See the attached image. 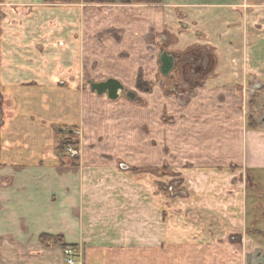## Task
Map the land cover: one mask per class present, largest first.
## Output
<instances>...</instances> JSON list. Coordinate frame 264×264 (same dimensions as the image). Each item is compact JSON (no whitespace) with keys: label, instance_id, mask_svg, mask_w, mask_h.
<instances>
[{"label":"crops","instance_id":"0c3cea01","mask_svg":"<svg viewBox=\"0 0 264 264\" xmlns=\"http://www.w3.org/2000/svg\"><path fill=\"white\" fill-rule=\"evenodd\" d=\"M78 6L0 0V264H66L67 246L82 264H250L245 242L263 233L244 227L245 191L264 178V0ZM146 32L156 54L144 61ZM82 64L136 92L140 73L156 93L196 85L164 102L171 123L156 136L189 207L156 196L142 120L128 116L138 108L84 86ZM69 137L77 161L59 152Z\"/></svg>","mask_w":264,"mask_h":264},{"label":"rangeland","instance_id":"374dc122","mask_svg":"<svg viewBox=\"0 0 264 264\" xmlns=\"http://www.w3.org/2000/svg\"><path fill=\"white\" fill-rule=\"evenodd\" d=\"M63 4L66 7H75L78 4L82 7L81 14L87 15L88 11L91 10L90 7L93 9L95 8H102L105 9V7H108L109 3H104L101 4L99 7H97L95 4L90 5L91 3H87V1L84 0H63ZM55 5L61 4L60 2H49ZM113 5H123L121 3V0H117L112 3ZM84 5V6H83ZM110 5V4H109ZM92 14V13H91ZM94 15V14H93ZM108 15H111L108 13ZM108 15H102V18L98 20L102 21V23L107 20H112ZM96 15H94L95 17ZM108 17V18H106ZM117 17V14H116ZM97 19V18H96ZM109 19V20H108ZM103 24H106L103 23ZM119 24V22H118ZM102 33V32H101ZM113 34L115 36H119L120 34L116 31L113 30ZM130 37L129 39H131ZM154 37L151 34H148L146 32L145 35V55L143 57L144 61L153 59L154 54H156V47L155 43H153ZM136 44L130 45L131 51L135 52ZM138 50V49H137ZM121 55L123 57H130L131 54L128 52H122ZM142 61V62H144ZM193 63V62H192ZM87 66L85 64H82V73H81V79H82V84L89 88L91 90V83H99L102 81H105V79H108L106 76H100L99 74H95L92 71L88 70L86 68ZM195 68L198 69V66L195 65ZM94 70V69H93ZM96 71V70H95ZM100 72H102L100 70ZM141 74V73H140ZM142 79H143V74H142ZM144 80V79H143ZM155 82L152 83V85L147 84L149 86V92H142V91H132L128 88L125 87V91L121 93V98H124L131 102L136 108L135 112H129L128 116L129 117H137L138 119H141L139 125L136 126V129L134 131L135 134H138V137L135 142L137 144V148L141 149V147L144 148L145 151V164L144 167L142 168V171H144L142 174H146L150 178V180L154 184V188L156 190V196H159L160 199H163L164 202L168 203H174L175 207H189L190 203L186 199L185 201L189 203L187 205L183 200L184 198H188L185 194L191 195L193 194V189L189 187L186 181V177L184 175L183 171H176L169 163L171 162V157H168L165 159L163 157V153L167 154L168 151L166 148H158V142H156V136L160 135L162 133V130L165 129V126L169 125L171 123L170 117L168 116V112L165 114L163 112V107H164V102L168 101L170 97H175L178 99H187L186 95H182L180 92H174L172 90L173 88L170 87L168 91L165 89L164 93H156V79L154 80ZM144 82V81H143ZM153 87V89H152ZM152 89V91H151ZM181 89H178L179 91ZM127 92H133L136 94L135 100H131L130 98L127 97ZM119 99V100H120ZM258 116L262 117L263 113L261 111H257ZM161 128V132H160ZM131 129V126L129 127ZM160 133V134H159ZM157 134V135H156ZM131 136V134H130ZM131 138V137H130ZM132 146H130V149ZM78 151V155L74 158L69 155V153L66 151V153H63L64 158H70L72 161H77L79 155H80V147L76 148ZM166 156V155H165ZM173 159V158H172ZM163 160H167L165 165L163 164ZM182 168V167H181ZM259 178L255 179L253 182L254 184L256 183V187L247 188L245 191V200H246V216L248 219V222L251 221V225L248 224V226H245L244 229L245 231L251 230V228L254 231H259L261 232L262 230V235L257 234L251 236L249 241L247 240L245 242V247L249 248V263L250 264H264L263 261L259 260L260 258L264 257V178L262 175L258 176ZM185 196V197H184ZM181 198V203L177 204ZM174 199H177V203L174 202ZM179 207V208H180ZM261 230V231H260ZM250 242V243H249ZM77 262L79 264H82V259H81V253L77 252Z\"/></svg>","mask_w":264,"mask_h":264},{"label":"water","instance_id":"95a60500","mask_svg":"<svg viewBox=\"0 0 264 264\" xmlns=\"http://www.w3.org/2000/svg\"><path fill=\"white\" fill-rule=\"evenodd\" d=\"M194 63V62H193ZM175 64L174 56L169 55L167 52H164L161 56V72L163 76L169 77L172 72ZM92 92L103 96L107 95L111 101H117L121 98V93L124 92L125 86L114 78H110L105 82L91 83ZM127 97L131 100H135L136 94L133 92H127ZM123 169H128L127 166H123Z\"/></svg>","mask_w":264,"mask_h":264},{"label":"trees","instance_id":"16d2710c","mask_svg":"<svg viewBox=\"0 0 264 264\" xmlns=\"http://www.w3.org/2000/svg\"><path fill=\"white\" fill-rule=\"evenodd\" d=\"M63 0H46V2H60V3H63L62 2ZM84 1H87V3H91V4H94V3H98V4H104V3H109V4H112L113 1L112 0H84ZM132 0H121L122 3L124 4H129L131 3ZM142 1H145V2H156V3H160L161 0H142ZM138 88L141 89V90H144V91H149V86L147 84H145L143 82V79H142V74L139 75V80H138ZM250 126L252 127L253 126V123L250 124ZM68 147H76L78 148L79 147V142L74 140V137H69L67 138L65 141H63L60 145H59V152L60 153H66ZM42 239L44 241H46L47 239H52V238H49L48 236H43ZM54 239V238H53ZM55 242H57L58 240H54Z\"/></svg>","mask_w":264,"mask_h":264},{"label":"built area","instance_id":"2783aa9c","mask_svg":"<svg viewBox=\"0 0 264 264\" xmlns=\"http://www.w3.org/2000/svg\"><path fill=\"white\" fill-rule=\"evenodd\" d=\"M67 152L69 153L71 157H74V158L78 155V151L76 147H68ZM64 256L66 259V264H79V262H77V250L75 247L73 246L65 247Z\"/></svg>","mask_w":264,"mask_h":264},{"label":"flooded vegetation","instance_id":"af4514ba","mask_svg":"<svg viewBox=\"0 0 264 264\" xmlns=\"http://www.w3.org/2000/svg\"><path fill=\"white\" fill-rule=\"evenodd\" d=\"M205 60L206 59L200 60V63L204 64V62H206ZM194 87L196 88V85H192V84L188 88L186 87V89L184 87L174 86L173 90H174V92H180L184 96L186 95V97H188L186 100H189L190 97L193 95V89H195ZM178 89H181V90L177 91ZM139 90L142 91V92L144 91V90H141V89H139ZM144 92H147V91H144ZM253 96H254L253 91L250 90L248 92V96L246 97L247 105H249L251 103ZM249 120L251 122L250 118H249ZM259 260L263 261V263H264V257L260 258Z\"/></svg>","mask_w":264,"mask_h":264}]
</instances>
